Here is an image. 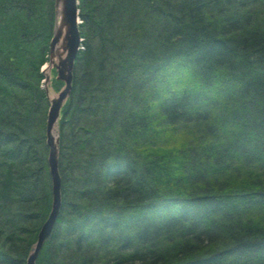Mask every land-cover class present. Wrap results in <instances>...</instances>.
<instances>
[{"label": "trees", "instance_id": "16d2710c", "mask_svg": "<svg viewBox=\"0 0 264 264\" xmlns=\"http://www.w3.org/2000/svg\"><path fill=\"white\" fill-rule=\"evenodd\" d=\"M79 1L62 206L37 264H264V0ZM53 22L54 0H0V264L26 263L52 207Z\"/></svg>", "mask_w": 264, "mask_h": 264}, {"label": "water", "instance_id": "95a60500", "mask_svg": "<svg viewBox=\"0 0 264 264\" xmlns=\"http://www.w3.org/2000/svg\"><path fill=\"white\" fill-rule=\"evenodd\" d=\"M77 4V0H55L56 21L50 42V59L58 72L57 79L64 83V88L58 95L49 98L50 106L46 123V143L49 148L47 161L52 184L53 203L48 218L43 223V230L39 233L37 248L28 259V264L36 263L38 248L42 247L45 239L52 233L62 201V183L59 172V120L61 110L72 89L74 64L79 49L80 32Z\"/></svg>", "mask_w": 264, "mask_h": 264}, {"label": "rangeland", "instance_id": "374dc122", "mask_svg": "<svg viewBox=\"0 0 264 264\" xmlns=\"http://www.w3.org/2000/svg\"><path fill=\"white\" fill-rule=\"evenodd\" d=\"M80 18H81V16H80ZM81 22L82 21H80V23ZM112 27L114 28L113 33L114 32H123L125 30V27L122 25L121 22H112ZM94 31L96 32V29H94ZM91 32H93V31H91ZM91 38L94 39L93 38V35H91ZM109 39L111 40V42H115L116 40L119 42L118 38L116 36H114L113 34L110 35ZM82 40H84V39H82ZM125 41H126V38L122 42V47L120 49L119 48H116V51L118 53V59H119V56L125 58V52H126V47H125L126 45L124 44ZM86 42H87V40H86ZM99 46H100V50L102 51V56H103L102 57V60H103L104 64L112 68L111 69V72H114V71L116 72L117 68L120 67V66H119V64H117L116 67H112V65L115 64V62H114L115 59L112 57L113 53L111 51L110 44L107 43L103 47L101 45H99ZM42 69L44 70V67H41L40 71H42ZM43 82L44 81H42L41 88L44 90L46 88V85L44 84V87H43ZM52 91H53V89L51 88V84H49V92H52ZM121 105H123V103L122 102H119L118 100H115V103L112 104V106L114 108H117V109H119V107Z\"/></svg>", "mask_w": 264, "mask_h": 264}, {"label": "bare ground", "instance_id": "6f19581e", "mask_svg": "<svg viewBox=\"0 0 264 264\" xmlns=\"http://www.w3.org/2000/svg\"><path fill=\"white\" fill-rule=\"evenodd\" d=\"M52 96H53V95H52ZM59 172H60V170H59ZM60 176H61V173H60ZM61 183H62V177H61ZM61 194H62V186H61ZM61 198H62V195H61ZM52 203H53V200H52ZM61 206H62V201H61V204H60V207H59V213H60ZM59 213H58V215H57V219H56L55 225H56V223H57V220H58V217H59ZM54 228H55V226H54ZM54 228H53V230H54ZM42 230H43V225H42V227H41L39 233H40ZM39 233H38V237H37V242H36V243L33 245V247L31 248V250H30V252H29V255H28V257H27V260H26V263H25V264H28V259H30L31 254H32V253L34 252V250L37 248L38 238H39ZM52 233H53V231H52ZM52 233H51V234H52ZM51 234L45 239V241H44L42 247L38 248V250H39V251L37 250V251H38V257H39V255H40V253H41L43 247L45 246L46 242L49 240ZM38 257H37V259H38ZM35 264H37V260H36V263H35Z\"/></svg>", "mask_w": 264, "mask_h": 264}]
</instances>
